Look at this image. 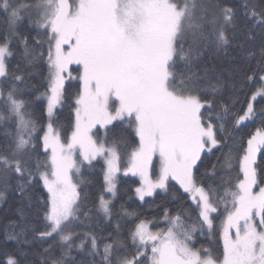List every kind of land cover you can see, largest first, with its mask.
<instances>
[{
    "label": "snow or ice",
    "instance_id": "1",
    "mask_svg": "<svg viewBox=\"0 0 264 264\" xmlns=\"http://www.w3.org/2000/svg\"><path fill=\"white\" fill-rule=\"evenodd\" d=\"M0 16V186L47 193L37 200L43 227L24 224L7 240L48 244L50 264H264V44L231 85L248 89L243 106L198 71L238 32L264 40V0H0ZM22 27L35 32L31 42ZM37 63L47 70L39 126L26 95ZM85 165L103 177L93 207L74 179ZM121 175L138 177L140 202L165 193L190 200L191 213L164 208L155 228L123 205L116 213ZM94 210L116 215L115 227H92ZM197 233L216 236L220 254L197 247ZM0 264L22 260L4 252Z\"/></svg>",
    "mask_w": 264,
    "mask_h": 264
},
{
    "label": "trees",
    "instance_id": "2",
    "mask_svg": "<svg viewBox=\"0 0 264 264\" xmlns=\"http://www.w3.org/2000/svg\"><path fill=\"white\" fill-rule=\"evenodd\" d=\"M221 2L235 5L239 3V0H221ZM5 29L6 22L4 18L0 16V36L4 34ZM21 31L24 35L29 36L31 42L32 37L35 36V32H30L27 27H22ZM262 44H264V40H262L259 35H257L254 41H250L243 32H238L226 50L206 52L201 59L198 71L202 73L204 69H207L208 75L213 81H215L216 78L224 81V87L218 94L224 102H228L231 97L235 96L238 97V106H243L246 96L242 93H247L248 89H241L238 86L233 89L231 85L234 83L238 85L241 76L255 66L259 59V49ZM16 51L17 55L14 58V63L20 61L23 67L24 62L20 57L22 46L17 48ZM250 52H255L256 56L250 57L248 55ZM31 67L33 70L28 77L29 84L26 89V95L31 100L30 110L39 126L40 122L46 119V102L41 93L45 90V85L47 84V70L41 63H37ZM70 83L74 85L76 82L71 81ZM72 91H76L75 87L72 88ZM256 106L257 108L261 106L259 100L256 102ZM69 117V109L65 108L60 117V124L64 126L62 130L67 129ZM247 131H252V129L249 128ZM0 132H2V130H0ZM2 140L3 137L0 135V142H2ZM219 155L218 153L217 158ZM212 162H216L215 158L212 159ZM121 163L123 164L125 161L122 160ZM172 183L174 182H170V184ZM102 185L103 177L99 167L89 170V167L85 165L81 169L80 190L82 192V197L85 192L87 194L88 202L86 207H93V203L97 202ZM138 186L139 180L136 177H124L122 175L119 177L117 196L113 200L116 213H120L121 205H123L126 210H134L141 218L153 221V228H155L156 224H160L161 227L164 226L161 215V211L164 208H167L170 213L185 211L191 213L192 211L190 200H181L179 197L174 200L165 193H159L157 197L146 198L145 202H140L134 194V189ZM176 187L178 188L179 186L176 185ZM0 192L4 194L3 199H0V257H2L4 252H16L20 255L22 264H44L45 259H48L50 264L49 253L44 252V249L49 247L48 244L40 245L38 243H31L18 246L15 241L6 239V235L9 231L14 229L18 232L20 231V227L24 224L35 229L43 227V221L38 211L37 200L40 197L46 196V191L42 187H37L28 191L26 195H21L15 187V182H13L7 187L0 186ZM120 214L122 215V213ZM116 219L117 216L114 215L112 220L104 221L102 219V214L95 213L94 210V223L92 227L97 230L103 229L107 232L115 227ZM193 219H195L194 215ZM120 222L121 224L126 223V221L123 220ZM124 235H126V232L122 230L121 236L123 237ZM195 242L197 247L210 249L214 255H219L222 251V242L219 241L216 236H200L199 233H197ZM49 251L51 256H59L60 254L55 244L52 245ZM73 256H77V253L73 252Z\"/></svg>",
    "mask_w": 264,
    "mask_h": 264
},
{
    "label": "rangeland",
    "instance_id": "3",
    "mask_svg": "<svg viewBox=\"0 0 264 264\" xmlns=\"http://www.w3.org/2000/svg\"><path fill=\"white\" fill-rule=\"evenodd\" d=\"M137 179H138V177H136ZM74 179H77V180H79L80 181V176H78V177H74ZM139 180V179H138ZM110 194H106L105 193V198H108V196H109ZM152 227H153V225H152Z\"/></svg>",
    "mask_w": 264,
    "mask_h": 264
}]
</instances>
